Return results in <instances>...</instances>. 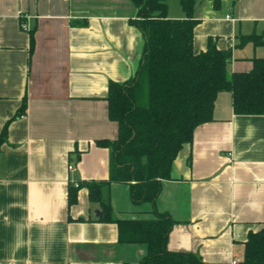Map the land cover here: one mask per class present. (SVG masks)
I'll use <instances>...</instances> for the list:
<instances>
[{
	"label": "crops",
	"instance_id": "crops-1",
	"mask_svg": "<svg viewBox=\"0 0 264 264\" xmlns=\"http://www.w3.org/2000/svg\"><path fill=\"white\" fill-rule=\"evenodd\" d=\"M168 6L171 19L185 18L180 0ZM136 16L131 0H0V264L146 257L147 245L121 243L117 224L100 220L86 186L69 205L73 181L109 180L111 149L97 142L118 138L109 84L138 69L145 39ZM194 18L195 52L210 39L232 50L231 74L264 58V0H196ZM250 36L261 40L244 43ZM214 118L181 150L155 205H135L128 183H112L102 196L117 220L168 213L176 221L170 251L240 264L249 234L264 228V116L234 114L232 94L223 92Z\"/></svg>",
	"mask_w": 264,
	"mask_h": 264
},
{
	"label": "trees",
	"instance_id": "trees-1",
	"mask_svg": "<svg viewBox=\"0 0 264 264\" xmlns=\"http://www.w3.org/2000/svg\"><path fill=\"white\" fill-rule=\"evenodd\" d=\"M131 1L137 9L133 24L145 43L134 76L109 84V118L118 124V138L97 145L111 149L110 177L71 187L69 205L77 204L79 190L86 186L91 201L101 206L100 220L117 224L121 243L147 245L140 264H204L196 254L169 250L176 221L168 213H156L150 220H117L102 190L112 183H128L135 205H155L163 181L171 179L175 160L193 142L195 130L215 120L221 93L232 94L234 114L264 116V58H255L249 72L231 74L232 50H220L210 39L205 51L195 52L196 0H180L184 19L169 17V0ZM220 1L215 0L217 6ZM34 35L31 32V54ZM259 40L243 38L244 43ZM240 264H264V228L249 234Z\"/></svg>",
	"mask_w": 264,
	"mask_h": 264
},
{
	"label": "built area",
	"instance_id": "built-area-1",
	"mask_svg": "<svg viewBox=\"0 0 264 264\" xmlns=\"http://www.w3.org/2000/svg\"><path fill=\"white\" fill-rule=\"evenodd\" d=\"M228 18H230V17H228ZM22 27H23V29L24 30H27L28 29V27H27V25L25 24V23H23L22 24ZM69 170L71 171V172H74L75 171V167L72 165V166H69ZM73 184H74V187L75 188H78L79 187V184L75 181H73ZM233 264H237V262H233Z\"/></svg>",
	"mask_w": 264,
	"mask_h": 264
},
{
	"label": "water",
	"instance_id": "water-1",
	"mask_svg": "<svg viewBox=\"0 0 264 264\" xmlns=\"http://www.w3.org/2000/svg\"><path fill=\"white\" fill-rule=\"evenodd\" d=\"M96 214L99 216L101 213L99 211H97Z\"/></svg>",
	"mask_w": 264,
	"mask_h": 264
}]
</instances>
